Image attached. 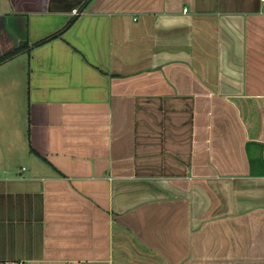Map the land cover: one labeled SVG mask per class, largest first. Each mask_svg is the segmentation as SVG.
Instances as JSON below:
<instances>
[{
  "label": "crops",
  "instance_id": "0c3cea01",
  "mask_svg": "<svg viewBox=\"0 0 264 264\" xmlns=\"http://www.w3.org/2000/svg\"><path fill=\"white\" fill-rule=\"evenodd\" d=\"M15 263L264 264L262 0H0Z\"/></svg>",
  "mask_w": 264,
  "mask_h": 264
},
{
  "label": "built area",
  "instance_id": "2783aa9c",
  "mask_svg": "<svg viewBox=\"0 0 264 264\" xmlns=\"http://www.w3.org/2000/svg\"><path fill=\"white\" fill-rule=\"evenodd\" d=\"M262 2L264 3V0H262ZM74 14H78V11L75 10V11H74ZM15 264H21V263H15Z\"/></svg>",
  "mask_w": 264,
  "mask_h": 264
}]
</instances>
